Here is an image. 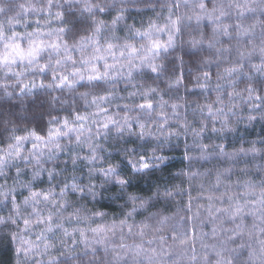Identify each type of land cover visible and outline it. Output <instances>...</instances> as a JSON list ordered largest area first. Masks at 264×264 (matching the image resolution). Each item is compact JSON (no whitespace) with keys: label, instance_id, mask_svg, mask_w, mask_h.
Masks as SVG:
<instances>
[{"label":"clouds","instance_id":"9594fccd","mask_svg":"<svg viewBox=\"0 0 264 264\" xmlns=\"http://www.w3.org/2000/svg\"><path fill=\"white\" fill-rule=\"evenodd\" d=\"M0 264H264V0H0Z\"/></svg>","mask_w":264,"mask_h":264}]
</instances>
